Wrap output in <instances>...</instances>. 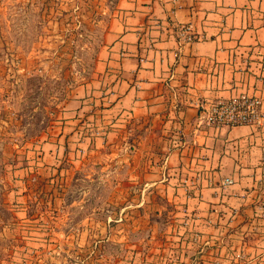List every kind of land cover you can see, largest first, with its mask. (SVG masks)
I'll use <instances>...</instances> for the list:
<instances>
[{
	"label": "crops",
	"instance_id": "0c3cea01",
	"mask_svg": "<svg viewBox=\"0 0 264 264\" xmlns=\"http://www.w3.org/2000/svg\"><path fill=\"white\" fill-rule=\"evenodd\" d=\"M98 4L92 66L36 142L42 160L58 174L64 161L120 171L106 183L136 189L126 202L171 219L170 244L136 264H264V119H203L209 103L241 93L264 112V0Z\"/></svg>",
	"mask_w": 264,
	"mask_h": 264
},
{
	"label": "rangeland",
	"instance_id": "374dc122",
	"mask_svg": "<svg viewBox=\"0 0 264 264\" xmlns=\"http://www.w3.org/2000/svg\"><path fill=\"white\" fill-rule=\"evenodd\" d=\"M98 7V0H0V264H136L170 244V218L154 217L153 203L143 214L125 201L136 189L106 183L120 171L74 170L64 161L58 174L35 148L88 77ZM16 165L31 169L14 173Z\"/></svg>",
	"mask_w": 264,
	"mask_h": 264
},
{
	"label": "built area",
	"instance_id": "2783aa9c",
	"mask_svg": "<svg viewBox=\"0 0 264 264\" xmlns=\"http://www.w3.org/2000/svg\"><path fill=\"white\" fill-rule=\"evenodd\" d=\"M185 40L192 42L194 37L187 34ZM203 119L207 126L215 128L254 125L264 119V112L257 98L241 93L209 103L204 109ZM262 162L264 166V157ZM262 176L264 177V170H262Z\"/></svg>",
	"mask_w": 264,
	"mask_h": 264
}]
</instances>
